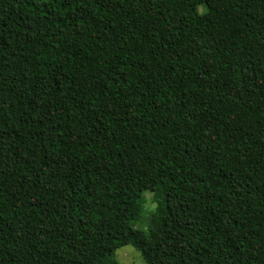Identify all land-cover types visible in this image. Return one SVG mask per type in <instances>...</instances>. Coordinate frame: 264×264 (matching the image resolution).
I'll use <instances>...</instances> for the list:
<instances>
[{"label": "trees", "instance_id": "trees-1", "mask_svg": "<svg viewBox=\"0 0 264 264\" xmlns=\"http://www.w3.org/2000/svg\"><path fill=\"white\" fill-rule=\"evenodd\" d=\"M130 245L264 264V0H0V264Z\"/></svg>", "mask_w": 264, "mask_h": 264}, {"label": "rangeland", "instance_id": "rangeland-1", "mask_svg": "<svg viewBox=\"0 0 264 264\" xmlns=\"http://www.w3.org/2000/svg\"><path fill=\"white\" fill-rule=\"evenodd\" d=\"M197 4L201 0H195ZM199 11H202V6H199ZM158 205V199L153 195H147L143 207V216L138 225V228L146 230V225L150 216L154 213ZM116 260L118 264H145L137 250L132 245L122 248L116 253Z\"/></svg>", "mask_w": 264, "mask_h": 264}]
</instances>
